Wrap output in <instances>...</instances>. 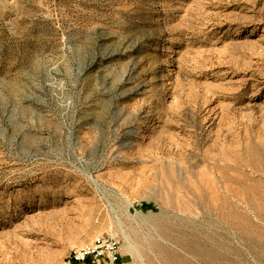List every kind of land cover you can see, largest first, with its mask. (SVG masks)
Returning a JSON list of instances; mask_svg holds the SVG:
<instances>
[{
    "label": "rangeland",
    "instance_id": "1",
    "mask_svg": "<svg viewBox=\"0 0 264 264\" xmlns=\"http://www.w3.org/2000/svg\"><path fill=\"white\" fill-rule=\"evenodd\" d=\"M96 234L264 264V0H0V264Z\"/></svg>",
    "mask_w": 264,
    "mask_h": 264
},
{
    "label": "built area",
    "instance_id": "2",
    "mask_svg": "<svg viewBox=\"0 0 264 264\" xmlns=\"http://www.w3.org/2000/svg\"><path fill=\"white\" fill-rule=\"evenodd\" d=\"M62 264H125L119 239L96 234L89 241L75 246Z\"/></svg>",
    "mask_w": 264,
    "mask_h": 264
},
{
    "label": "bare ground",
    "instance_id": "3",
    "mask_svg": "<svg viewBox=\"0 0 264 264\" xmlns=\"http://www.w3.org/2000/svg\"><path fill=\"white\" fill-rule=\"evenodd\" d=\"M180 262V261H179ZM178 264V263H177Z\"/></svg>",
    "mask_w": 264,
    "mask_h": 264
}]
</instances>
